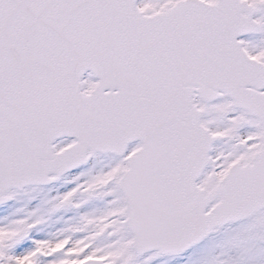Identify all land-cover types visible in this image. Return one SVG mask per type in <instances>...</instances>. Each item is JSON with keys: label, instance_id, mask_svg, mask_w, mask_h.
I'll list each match as a JSON object with an SVG mask.
<instances>
[{"label": "snow or ice", "instance_id": "snow-or-ice-1", "mask_svg": "<svg viewBox=\"0 0 264 264\" xmlns=\"http://www.w3.org/2000/svg\"><path fill=\"white\" fill-rule=\"evenodd\" d=\"M0 264H264V0H0Z\"/></svg>", "mask_w": 264, "mask_h": 264}]
</instances>
